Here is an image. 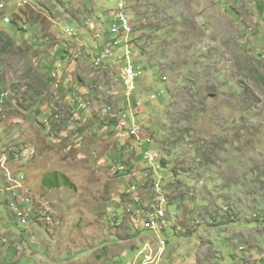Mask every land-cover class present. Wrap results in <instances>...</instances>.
<instances>
[{"label":"rangeland","instance_id":"obj_1","mask_svg":"<svg viewBox=\"0 0 264 264\" xmlns=\"http://www.w3.org/2000/svg\"><path fill=\"white\" fill-rule=\"evenodd\" d=\"M118 3L10 0L0 10V92L8 91L14 101L0 116V139L3 149L15 145L18 152L33 153L22 167L11 166L10 156L7 166L0 163V185L8 178L5 169L13 178L20 170L24 186L27 181L36 195L37 178L24 168L44 162L46 171L63 172L75 185L60 193L67 222L103 219L102 229L93 227L99 237L78 238L74 252L56 251L63 263L93 264L104 239L114 247L105 264H142L143 256L135 257L146 242L162 252L151 264H264V0L129 1L125 14L134 25L130 49L137 71L130 100L116 94L120 84L110 65L121 67L120 60L92 64L102 54V48L95 50L99 40L113 39ZM114 54L124 56L125 48L116 47ZM85 100L89 106L80 108ZM122 113L157 158L156 169L136 154L128 127L116 130ZM15 135L19 139L12 140ZM158 178L168 215L158 231L135 230L125 212L131 198L123 192L132 184L142 193L144 186L139 202L148 205ZM41 202L26 208L32 210L27 227L13 216L16 226L0 203L1 225L26 236L29 246L16 258L1 256L0 264H45L38 247V232L45 231L37 219L49 217L47 226H54L56 216L52 200ZM89 228L72 226L78 235ZM4 239L3 255L11 247ZM161 241L164 248L157 245Z\"/></svg>","mask_w":264,"mask_h":264},{"label":"built area","instance_id":"obj_2","mask_svg":"<svg viewBox=\"0 0 264 264\" xmlns=\"http://www.w3.org/2000/svg\"><path fill=\"white\" fill-rule=\"evenodd\" d=\"M9 2L10 0H5ZM26 1H22V5H26ZM126 8V0H119L118 8L114 11V16L117 20V25L114 26L110 32L113 35V39L108 40L107 38L100 39L98 45L95 47V50H100L102 48V54L99 57H95L93 63H96L99 68V64H109L104 63L103 60L105 59H118L121 61L122 66L118 67L116 65L111 66L113 68L115 78L114 83L120 84V91H116L117 93H122L123 97L126 100H130L133 92L135 91V79L137 76V71L133 66L132 61V52L130 49L131 41L130 36L133 32V23L132 21L125 15L124 9ZM1 10V9H0ZM5 23L7 24V17L5 18ZM25 29V27H24ZM66 32L69 36L75 37L76 34L72 29H66ZM123 46L125 48V55L124 56H115L114 50L116 47ZM14 103V101L8 100V91L0 92V116L3 114V108L6 107L7 104ZM89 106V104L85 101L79 104L80 108H85ZM137 106L140 105L137 103ZM108 110H110L108 108ZM128 127L129 131L127 133H131L135 137V142L139 147L143 144V139L139 136L138 128L129 122V118L127 114L122 113V118L119 120V123L116 125V130L121 132L124 128ZM0 146H2V142L0 141ZM2 153H16L15 152V145L12 146L10 149H3L0 151V155ZM33 153H30L29 159ZM144 158L148 163H153L155 161V155L151 153H145ZM28 159V160H29ZM28 160L20 161V163H26ZM4 165L3 167H5ZM5 175L8 177L4 183L5 186L0 185L1 189V196L5 193H13L15 196L14 199L9 200V205L7 207L13 212L14 218L20 223L27 225L32 222L31 219V212L32 210H27L26 208L29 207L30 199L28 195L27 189H25L23 182L24 176L20 174L16 175L14 178L12 177L11 173L5 169ZM19 197H18V195ZM19 199V200H17ZM166 199L163 195V190L160 182L154 184V198L151 200L150 205L148 208H152V215H145V211L142 212V219L149 220V227L144 229L158 231V223L163 225V219L166 217ZM25 207V208H24ZM135 221V220H134ZM35 222V220L33 221ZM37 222V221H36ZM161 246H164L165 243L163 241L160 242ZM148 259V257H147ZM148 263V261L146 262ZM145 263V264H146Z\"/></svg>","mask_w":264,"mask_h":264},{"label":"crops","instance_id":"obj_3","mask_svg":"<svg viewBox=\"0 0 264 264\" xmlns=\"http://www.w3.org/2000/svg\"><path fill=\"white\" fill-rule=\"evenodd\" d=\"M9 106H11V105L10 104L7 105V107H9ZM16 138H17V135H15L12 138V140H14ZM17 139H19V137ZM25 169L32 170L35 174V177L37 178V184L34 188L36 195L30 189L31 187H28V183L26 181V186L35 195V197H34L35 200L42 203L41 200L43 201V200L48 199L49 202L52 200L54 203V207L52 206L53 207L52 213L55 214V216H56L54 218L55 219L54 226H47V224L42 223L41 224L42 225L41 230L45 231V234L43 232H38V235L41 236L40 243H39L38 247L40 249L41 248L43 249L42 254L44 255L42 262L45 264H67V263L60 262L59 257L57 259L54 257L56 251L61 250V249L62 250L67 249V250L74 252L75 248L79 247L77 245L78 238L81 237L82 240H87V239H92L91 237H94L93 239H96V237L93 236L95 234L97 235V237H99L100 230H99V233H97L95 231V229H93V227H94V225H96V227H99L102 229V227L105 226L103 223V219L100 220L99 216L96 217L95 219L93 216H89L88 218H84V220L82 218H80L73 224L85 223L86 225L90 226L89 229H91L92 232L84 233V234L81 233L79 235L76 232L74 233V231L72 230L73 224L70 222H67V220L65 219V213H64L65 210L63 212V208L66 206L65 205L66 201H64L65 196L60 195L62 189H65V188L70 189L67 187V185H68L67 175H65L63 172H60V171L59 172H57V171H51V172L46 171L44 162H42L41 165H38L36 163L34 166H32V168L27 167V168H24V170ZM73 189H75V185H74ZM55 192L56 193L58 192V193L55 195L54 194ZM18 197H19V195H18ZM10 199H13V197L11 194L7 193L5 196L0 197V203L4 202V204L6 205ZM48 205L49 204H45L44 206L38 205V206H36V209L40 210L44 207H47ZM10 215L13 218L11 212H10ZM92 215H97V213L95 212ZM101 215H102V213H101ZM13 220L15 221L16 226H21L18 224V222L14 218H13ZM1 224L2 223L0 222V239L2 237L5 238L3 241H5L6 243H7V239H8L9 240L8 246H11V247L8 251L5 252L4 255H3V253H0V257L3 256V258H5L6 256L11 255L12 257L16 258L18 253L26 254L27 248H29V246L26 245V241L24 240V238L27 240V237L26 236H24V238L19 237V236L15 235L14 231H11L9 229L7 230V228H4V226ZM31 226H33V225H31ZM25 227H27V226H25ZM25 229L23 230V233H27V231ZM25 235H28V233ZM45 235L47 236V238ZM129 241L130 240H128L127 242H129ZM101 243H103V245H101L102 248L100 249V251H98V252H97V250L94 251L95 262H93V264H101V263L105 264V263H103L104 260L107 259L114 251V247L109 246L108 244L104 243V239ZM8 246H6V247H8ZM132 246H131V249H132ZM6 247H3V248H6ZM80 247H82V246L80 245ZM88 248H89L88 246H85L84 249H88ZM122 255H124L123 251H122ZM68 256H70V254ZM91 256H92L91 253L87 254V258H89ZM0 260H2V259H0ZM7 262L9 263V261H7ZM72 263H76V262L73 261ZM72 263H68V264H72ZM9 264H11V263H9ZM79 264H82V262H80Z\"/></svg>","mask_w":264,"mask_h":264},{"label":"clouds","instance_id":"obj_4","mask_svg":"<svg viewBox=\"0 0 264 264\" xmlns=\"http://www.w3.org/2000/svg\"><path fill=\"white\" fill-rule=\"evenodd\" d=\"M129 1H132V0H126V7H127V5H128V2ZM261 1H263V0H261ZM26 5H28V3L26 4ZM25 5V6H26ZM24 6V5H23ZM125 10H126V8L124 9V13H125ZM126 15V14H125ZM127 16V15H126ZM260 20H262V19H260ZM51 21H52V19H51ZM132 21V20H131ZM132 23H133V21H132ZM257 24H258V22H257ZM134 26V25H133ZM133 32H134V28H133ZM133 32H132V34H131V36H130V41H131V46H132V35H133ZM76 57V59L78 58V56H75ZM92 60H94V59H92ZM93 68V67H92ZM86 101V100H85ZM77 112L78 111H76V110H72V114H75L77 117H78V114H77ZM117 120H118V117H117ZM117 120H116V125H117ZM0 141L2 142V146L4 145L3 144V141H2V139H0ZM135 142V141H134ZM8 144H10V143H8ZM8 144H6V145H8ZM135 145H136V147H135V149H138L139 150V152L138 153H136V154H139L138 156H140L148 165H150V166H152V168L153 169H156L158 166H159V163H158V161H157V158L155 159V161L151 164V163H148V161H146L145 160V158H144V155H145V153H152V151H147V150H145L144 149V147H145V143L143 142V144H142V146L141 147H139L138 145H137V143L135 142ZM2 146H0V151L2 150ZM28 149V148H27ZM28 150H30V149H28ZM31 151V150H30ZM155 152V151H154ZM8 156H10V157H12L11 155H8ZM8 156H7V161H8ZM0 158H1V156H0ZM1 160H2V158H1ZM7 163V162H6ZM14 163H17L16 161L14 162L13 161V163L11 164V166H13V164ZM18 164V163H17ZM25 164V163H24ZM24 164H18V167H22ZM7 166V165H6ZM25 166V165H24ZM118 171H120V170H118ZM122 171H123V169H122ZM125 171V170H124ZM117 173H119V172H117ZM18 174H22L23 175V171H20L19 170V173ZM17 174V175H18ZM122 176H124V174H121ZM24 176V175H23ZM24 182H25V180H26V177L24 176ZM69 180V179H68ZM126 180H129V179H126ZM145 180H147V179H145ZM70 181V180H69ZM24 182H23V185H24ZM71 182V181H70ZM129 182H130V180H129ZM146 182V181H145ZM157 182H160L161 183V186H162V190H163V195H164V197H165V199H166V206H165V208H166V212H167V214H166V217H167V215H168V196H167V192H166V189H165V186H163V180L161 181V179L160 178H158V180H154V182L152 183V186H151V189H152V194H151V196H149L148 197V205L146 204V203H140L139 202V200L141 201V202H144L143 201V193H146V188L144 187V186H142V193H140L139 192V187L137 186V185H130L129 184V186H128V189L125 191V192H123V195H125V196H127V197H130L131 198V200H129V201H127L126 203H125V212H127L129 215H130V217H129V220L131 221V224H132V226H133V228L135 229V230H137V229H144L143 228V223H142V212H144V211H146L147 210V208H148V206L150 205V202H151V200H153V198H154V184L155 183H157ZM1 186H5V184H2ZM25 187V189H27V191H28V195H29V199H30V204L31 203H33V204H35V202H36V200H35V198L33 197V195H32V193H31V191H30V189L28 188V187H26V186H24ZM8 193V192H7ZM7 193H5V194H3L2 196H0V197H3V196H5ZM9 194H11L12 195V197H13V199L15 198V196H13V193H9ZM127 194H129V195H127ZM30 195L32 196V198H30ZM31 199H33L32 201H31ZM11 200V199H10ZM30 204H29V206H30ZM7 205V204H6ZM35 208H36V206H35ZM43 209V208H42ZM10 210V209H9ZM36 211H38L37 209H36ZM41 211V210H40ZM10 212H11V214H12V216H13V212L10 210ZM48 213V212H47ZM45 214V213H44ZM43 214V215H44ZM41 215V214H40ZM39 214H36V216H39V217H41ZM165 217V218H166ZM164 218V219H165ZM31 219H32V217H31ZM138 219H140L141 220V223L139 224V223H137L138 222ZM164 219H163V224H164ZM135 220V221H134ZM42 221V223H45V224H47L46 223V221L45 220H40V222ZM135 222L137 223V225L135 226ZM41 223V224H42ZM18 224H20V223H18ZM28 225V224H27ZM48 225V224H47ZM26 226V225H25ZM144 230H146L147 231V229H144ZM164 242V241H163ZM165 243V242H164ZM157 245H159V246H161L160 245V243H157ZM164 246H166V244L164 245ZM164 246H162V248H164ZM151 245L148 243V242H146V244L144 245V248L141 250V251H139L138 252V254H137V256L135 257V260H139V257L140 256H143V261H142V264H145L148 260H151V262H149V263H146V264H151V263H153V262H155V260H158V258H159V255H161V253L162 252H159V247H158V249H157V251L156 252H154L152 249H151ZM132 250H134V248H133V246H132ZM125 254V253H124ZM147 257H149V259H147ZM153 258V259H152Z\"/></svg>","mask_w":264,"mask_h":264},{"label":"bare ground","instance_id":"obj_5","mask_svg":"<svg viewBox=\"0 0 264 264\" xmlns=\"http://www.w3.org/2000/svg\"><path fill=\"white\" fill-rule=\"evenodd\" d=\"M7 1H5V0H0V9H2L3 7H4V5H5V3H6ZM10 22V20L7 18V23H9ZM92 64H94L95 66H97L98 67V65L96 64V63H92ZM105 64H99V67H102V66H104ZM88 104H89V101H86ZM7 106V105H6ZM110 110L109 111H111V108H109ZM12 146H14V145H11L9 148H7V149H10ZM4 149H6V148H4ZM30 150H28V149H25L24 151H23V148L21 149V152H18V149L16 148V146H15V152L16 153H12L11 154V156L12 157H14V160L18 163V164H24V163H20V161H25V160H28L29 159V156L27 155V152H29ZM30 153H32V151H30ZM8 155H10V153H3V154H1L0 156H1V158H2V160H1V158H0V163H2V164H4V165H6V162H7V156ZM14 161V162H15ZM20 175H22V174H20ZM7 205H9V201L7 202ZM45 217V216H44ZM46 222H48V223H50V220H49V217H45V219H44ZM37 223H39L40 221L37 219ZM145 227H149V225L147 224V222L145 223Z\"/></svg>","mask_w":264,"mask_h":264},{"label":"trees","instance_id":"obj_6","mask_svg":"<svg viewBox=\"0 0 264 264\" xmlns=\"http://www.w3.org/2000/svg\"><path fill=\"white\" fill-rule=\"evenodd\" d=\"M0 39H2V38H0ZM67 183H68V185H67V187L68 188H74V185L67 179Z\"/></svg>","mask_w":264,"mask_h":264}]
</instances>
